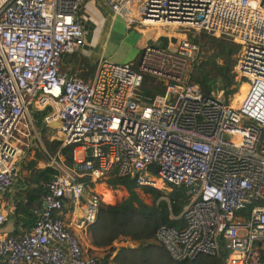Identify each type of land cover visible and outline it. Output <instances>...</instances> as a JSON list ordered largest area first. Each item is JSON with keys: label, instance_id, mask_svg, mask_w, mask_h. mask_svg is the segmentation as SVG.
<instances>
[{"label": "built area", "instance_id": "2783aa9c", "mask_svg": "<svg viewBox=\"0 0 264 264\" xmlns=\"http://www.w3.org/2000/svg\"><path fill=\"white\" fill-rule=\"evenodd\" d=\"M85 1L0 0V196L17 175L20 127L33 128L36 112L71 147L70 162L56 151L47 164L54 172L31 225L0 230V264H101L64 213L91 223L100 198L87 183L111 170L137 186L184 187L169 215L180 227L152 230L172 260L223 252V264H264V0H107L124 27L170 25L177 36L172 48L146 42L135 61L100 55L83 79L59 63L84 45ZM189 31L236 47L235 76L247 80L237 105L189 81L198 48Z\"/></svg>", "mask_w": 264, "mask_h": 264}, {"label": "rangeland", "instance_id": "374dc122", "mask_svg": "<svg viewBox=\"0 0 264 264\" xmlns=\"http://www.w3.org/2000/svg\"><path fill=\"white\" fill-rule=\"evenodd\" d=\"M120 20L121 19L117 21L120 23ZM115 27L116 25L114 26V28ZM118 28L119 30H121L120 37H111L110 40L106 41L105 44H103L102 35H98L96 32H90L89 29H86V31L84 28L85 42L82 49L75 52L72 56H70L69 54H65L66 62H62L60 64V68L62 70L69 69L70 72H74L82 78L83 73L86 74V77H89L94 68L95 62L100 55L108 56L112 61H128L130 59H132V61H135L136 57H138L139 55V51L141 48L137 47L135 43L143 35H148L151 41H153V36H158L157 43L164 46H167L171 39V41L175 40L177 36V33L175 32H168L175 31L170 25L159 26L161 30L154 29L156 27L142 30H138L139 28L134 29L133 27ZM187 34L190 38L196 41L198 46L194 59L196 63H200L201 60L204 61V59L208 60L213 58V62L219 64V66L227 68L230 72L233 73V80H237V91H235L231 95H224L223 93L222 94L226 98V101H229V103H231L232 105H237L246 89V83L244 81L247 80L246 78L237 79V77L235 76L233 65L235 64L236 60V49L235 51H228L230 52L228 53L221 46V40L224 42H230V40L221 36L209 37V34L205 32L202 33L189 31L187 32ZM123 55H125V59L118 60V58H120V56L123 57ZM218 74V71H214L210 74L212 76L209 81V85L213 92L218 91V89L220 88V81L214 78V76ZM145 86L147 88L152 87L153 89H159L162 87V85L154 81V79H149V81L146 82ZM25 119H28L27 116H25ZM40 125L41 126H39L35 121L33 124V128H30L29 126L28 129L22 126L20 127L23 133H18L19 135H17L20 138V142H18V145L21 150L16 161L18 169L16 178L14 180V186H22V184L29 185L32 174L37 167H43L49 164L51 159H57V157L55 156L56 151L61 152L62 158L66 159V154L62 152L63 145H61L60 135L55 130L53 124L44 125L43 123ZM227 137L231 138L232 136L227 135ZM110 177L111 175L96 178L92 182H88L86 186L87 190H89L90 188V190L100 198L101 205H117L122 199L128 196V191L123 185L108 184V178ZM127 177L131 178L130 175ZM133 190L140 198V200L147 205H155L159 200H165L166 204L170 206L176 204V202L181 203L184 200L182 196L177 195V193L174 194L175 191L172 188L168 187H165V189H158L160 192L158 196L148 188L144 189L136 186L133 188ZM170 195H172L174 201L170 199ZM133 203L135 204V202ZM178 213L179 211L177 212V214ZM173 223L176 225V227H180L179 223ZM149 238L150 240H153L152 236H150ZM84 246H87L88 252L94 253L88 245L84 244Z\"/></svg>", "mask_w": 264, "mask_h": 264}, {"label": "trees", "instance_id": "16d2710c", "mask_svg": "<svg viewBox=\"0 0 264 264\" xmlns=\"http://www.w3.org/2000/svg\"><path fill=\"white\" fill-rule=\"evenodd\" d=\"M221 46L227 52L235 51L236 49L233 44L222 40ZM74 53L75 52L66 53V55L69 54L72 56ZM194 59L190 66L189 81L196 83L204 94H212L209 81L212 76L210 74L214 71L219 72L214 78L220 81L219 87L222 89L224 95H231L237 91V80H233V73L227 68L219 66V64L213 62V58L208 60L204 59V61L201 60L200 63H196ZM62 62H66L65 54L62 56L59 68ZM64 71L70 72L69 69H65ZM87 78L86 74L83 73V79ZM147 89L161 91L162 87L159 89L149 87ZM42 114L43 111L35 113V121L39 126L42 124ZM62 152L66 154V159H64L70 162L71 147L68 145L63 146ZM53 172L54 169L49 165L37 167L32 174L30 184L25 189L24 200L22 202H16L12 217L14 218V221L19 223L18 225L23 228L29 227L33 221L31 208L34 203H38L39 201V195L42 190L41 182L49 178ZM108 175H111V177L108 178V184L123 185L128 191V196L122 199L117 205H101V202L99 203L95 218L87 227L91 242L97 246H105L110 244L118 235L136 238L142 242L135 247L119 246L112 257V261L115 264H223V252H220L218 255L199 254L192 259L172 260L161 246L147 241L148 238L152 236V230L156 224L160 222H174V220L169 218L168 215L169 213L177 214L185 201L186 196L183 186H174L172 188L175 191L174 194L177 193V195L182 196L184 199L181 203L176 202V204L169 206L166 204L165 200H159L155 205H147L142 202L134 192L133 188L136 187L137 184L132 178L127 177V175L113 174L112 170ZM139 187L144 189L148 188L157 196L160 194L157 188L147 185H140ZM172 195H170V199L174 201ZM133 202H135V204ZM10 232L14 231L10 230ZM110 248L111 246L109 249ZM107 256L108 254H104V256L100 258L101 264Z\"/></svg>", "mask_w": 264, "mask_h": 264}, {"label": "crops", "instance_id": "0c3cea01", "mask_svg": "<svg viewBox=\"0 0 264 264\" xmlns=\"http://www.w3.org/2000/svg\"><path fill=\"white\" fill-rule=\"evenodd\" d=\"M79 12L82 15L83 26L85 30L89 29L90 32H96L98 35H102L103 44H105L106 41L110 40L111 37L112 38L120 37L121 30H119L118 27L124 28L123 21L122 19L120 20V23L117 21L120 18L117 19V17L112 14L108 6L107 0H86L81 6ZM115 25L116 27L114 28ZM142 29H138V30H142ZM149 41H151V39L148 37V35H143L141 38H139L136 41L135 44L137 47L140 48L143 44ZM124 59H125V55H123V57L120 56V58H118V60H124ZM27 186H28L27 184H22V186L21 185L14 186V182H13L9 190H7L5 193H3L0 196V212H3L6 215L5 221L0 226V230L6 231V232H10V230L11 231L13 230L14 232H19L21 229H23L22 226L18 225L19 223H16L14 221L12 214L15 210L16 202L17 201L22 202L24 200V192ZM34 204H37V203H34ZM170 214L172 213H169V215ZM172 215H176V214H172ZM64 216L68 220L70 219V223L72 224L71 225L72 230L76 233V235L79 238V241L81 242L83 246L84 244L88 245L90 249L95 253V255L98 256L99 258H102L104 254H108L106 259L102 261V264H115L112 261V257L115 254L119 246L135 247L141 242L139 239H136V238H130L127 236L118 235L108 245H105V246L94 245L91 242V239L89 236V232L87 228L88 225L86 227L74 225L70 218V214L67 211L64 213ZM174 222L176 221L174 220ZM147 241H150L152 243H155L158 246H161L154 238L153 240H150V238H148ZM110 246L111 248L109 249ZM84 247L87 249V246H84ZM162 249L165 251L163 247Z\"/></svg>", "mask_w": 264, "mask_h": 264}, {"label": "bare ground", "instance_id": "6f19581e", "mask_svg": "<svg viewBox=\"0 0 264 264\" xmlns=\"http://www.w3.org/2000/svg\"><path fill=\"white\" fill-rule=\"evenodd\" d=\"M154 29H158V30H161V28H154ZM173 38V37H172ZM157 40H158V36H154V38H153V42H156L157 43ZM172 40V39H171ZM170 40V42H169V44L167 45L168 47H170V48H172L173 47V44H174V42H175V40H173V41H171Z\"/></svg>", "mask_w": 264, "mask_h": 264}]
</instances>
